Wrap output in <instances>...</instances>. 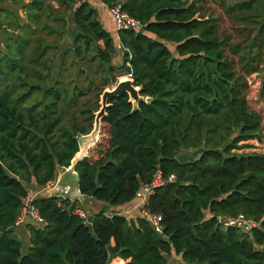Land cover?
I'll return each instance as SVG.
<instances>
[{
  "label": "trees",
  "instance_id": "trees-1",
  "mask_svg": "<svg viewBox=\"0 0 264 264\" xmlns=\"http://www.w3.org/2000/svg\"><path fill=\"white\" fill-rule=\"evenodd\" d=\"M100 1L121 4L143 30L120 29L116 39L87 0H0L7 35L0 54V264H111L114 257L122 259L113 264H169L172 256L181 264H264V152H236L263 135L247 78L260 75L264 101V0H210L218 11L207 0ZM115 70L131 74L151 101L131 112L126 93L110 100L102 120L107 147L75 166L81 193L110 212L91 215L76 201L39 196L55 181L56 162L69 165L76 135L91 130ZM188 150L195 158L179 157ZM157 167L176 176L146 204L161 215V233L139 215L115 211L135 203ZM27 196L43 223L25 224L24 250L15 222ZM238 214L257 226L244 231L217 220Z\"/></svg>",
  "mask_w": 264,
  "mask_h": 264
},
{
  "label": "water",
  "instance_id": "water-1",
  "mask_svg": "<svg viewBox=\"0 0 264 264\" xmlns=\"http://www.w3.org/2000/svg\"><path fill=\"white\" fill-rule=\"evenodd\" d=\"M143 28H140L142 31ZM69 41L70 39L67 38ZM141 86L134 85L131 77L125 79L119 78L117 83L111 88L105 87L99 95V108L94 112L91 130L86 134L78 133L76 141L78 150L74 153L68 166H60L56 162L57 176L52 186L38 192L42 197H55L69 200L71 202L78 201L84 209L90 208L93 211L107 210V204L96 200L92 196L82 194L79 189V176L75 170L78 162L88 157V152L95 146L100 136V129L103 118L107 115V108L110 106L109 101L123 93L128 95V102L131 103V112L138 109L141 101L150 102L151 97L142 96L140 94Z\"/></svg>",
  "mask_w": 264,
  "mask_h": 264
},
{
  "label": "built area",
  "instance_id": "built-area-1",
  "mask_svg": "<svg viewBox=\"0 0 264 264\" xmlns=\"http://www.w3.org/2000/svg\"><path fill=\"white\" fill-rule=\"evenodd\" d=\"M75 2L83 0H74ZM111 18L113 19L116 29H132L138 30L142 28L141 22L130 16L126 11L122 9L121 4L116 3L108 7ZM125 76L130 77L131 74H126ZM176 179L175 174L165 175L161 167H157L152 175L149 183L143 184L135 193V203L133 208L128 211L127 215L134 217L136 215L141 216L147 220L155 229L156 232L161 233L163 226L161 224V215L158 213L151 212L147 207V201L154 189L162 187L164 185L173 183ZM54 181L49 182L44 189L52 186ZM43 189V190H44ZM33 197L27 196L23 201V206L17 216L16 225L24 222V220L31 219V221L42 224L43 218L38 214L37 210L31 205ZM74 213L79 215L81 218L85 219L88 223L90 218L83 209L75 208ZM217 220L220 224L225 227H235L244 231H251L257 224L254 220L246 218L243 214H238L236 216L231 215H219Z\"/></svg>",
  "mask_w": 264,
  "mask_h": 264
},
{
  "label": "rangeland",
  "instance_id": "rangeland-1",
  "mask_svg": "<svg viewBox=\"0 0 264 264\" xmlns=\"http://www.w3.org/2000/svg\"><path fill=\"white\" fill-rule=\"evenodd\" d=\"M6 5L11 7V8H14V9H16L18 7V6L10 5V4H6ZM211 5H213L212 2L210 0H207L205 7H209V6L211 7ZM213 7L216 9V11L219 10L218 8H216L215 5H213ZM221 23H222L223 27H227V21L225 19L224 20L221 19ZM68 27L71 28L74 26H73V24L70 23ZM69 28H68V30H69ZM6 37H7L6 34H3V32H0V54L3 53L5 50ZM63 42H64V40H61L60 45H63ZM117 58H118L117 60L119 62V59L121 58V52H119ZM93 66L96 67V65H93ZM93 73H97V75H100L99 71L93 70ZM67 75H68V77L69 76L70 77L76 76V74L72 71H69L67 73ZM121 76H125L123 74V72L121 70H115L114 71L115 82L108 84L107 87L111 88L113 85H115ZM247 80H248L247 101H248V104L254 110L259 112L262 116L263 135H262V139L260 141L248 140L245 142H240L239 144L244 143V144H248V146L243 147L239 150H236V152H264V101L258 97V91L260 88L261 78H260L259 74H252L251 76H249L247 78ZM75 84H76V82H75ZM108 140H109L108 125L106 123L102 122L99 139H98L97 143L95 144V146L93 148H91L88 152V158L90 159L91 162H93V161H95L101 157L103 150L107 147ZM184 155H187L188 158H195V156L197 155V152L195 150H188V151L180 152L179 157L182 158V157H184ZM188 158L185 157L182 159H188ZM109 212L110 211L107 210V213H109ZM22 241H23L24 250H25V248L27 247L26 240L22 239ZM25 245H26V247H25ZM168 261H169V264H181L180 259L176 258L175 256L169 257ZM111 264H113L112 261H111Z\"/></svg>",
  "mask_w": 264,
  "mask_h": 264
},
{
  "label": "crops",
  "instance_id": "crops-1",
  "mask_svg": "<svg viewBox=\"0 0 264 264\" xmlns=\"http://www.w3.org/2000/svg\"><path fill=\"white\" fill-rule=\"evenodd\" d=\"M87 1L91 4V7L95 8L97 10L98 19L100 20V22L103 25V27L107 31H109L112 36H114L116 39H118V37H117V29H116V26H115V23H114L113 19L110 16V13L108 11V7L104 3H102L100 0H87ZM26 2H29V0H26ZM51 3L54 5V7H58V5H57V3L55 1H51ZM7 4H10V3H7ZM3 6H7V5L5 4ZM0 7H1V5H0ZM15 10H17V8ZM18 14H19L20 18L23 19L22 20V22H23L24 21V17H25L24 11L22 9H18ZM0 32H3V31L0 30ZM117 48H118L117 53L119 54V52H121L119 42H117ZM121 77H126V76H121ZM76 202H78V201H76ZM78 204H79V206L82 207L80 202H78ZM132 206H129V207H126V208H122V209L116 208L115 211L118 210L117 213L127 215L128 211H130L133 208ZM87 210L89 212H91V215L96 212V211L91 210L90 208H87ZM107 210H110V207H107ZM91 215L89 214L88 217L91 218ZM30 221H31V219L27 218L26 220H24L23 223L17 225V226H19L18 229H17V234H18V236L21 239L26 240V244H28V232H27V230L25 228V224H27ZM25 247H26V245H25ZM114 259H122V258L114 257V258L111 259V261H113ZM128 261H129V259H126L125 260V264Z\"/></svg>",
  "mask_w": 264,
  "mask_h": 264
},
{
  "label": "bare ground",
  "instance_id": "bare-ground-1",
  "mask_svg": "<svg viewBox=\"0 0 264 264\" xmlns=\"http://www.w3.org/2000/svg\"><path fill=\"white\" fill-rule=\"evenodd\" d=\"M126 77H121V79H125Z\"/></svg>",
  "mask_w": 264,
  "mask_h": 264
}]
</instances>
